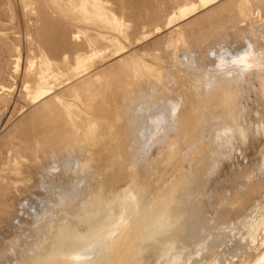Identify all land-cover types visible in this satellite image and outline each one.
Instances as JSON below:
<instances>
[{
	"label": "bare ground",
	"instance_id": "1",
	"mask_svg": "<svg viewBox=\"0 0 264 264\" xmlns=\"http://www.w3.org/2000/svg\"><path fill=\"white\" fill-rule=\"evenodd\" d=\"M106 1L0 0V135L15 123L0 139V172L5 173L0 175V259L14 255L13 264H193L211 247L264 214V124L256 125L254 132L245 118L241 124L249 130L237 120L230 125L223 122L227 112L235 119L238 111L233 105L239 102L240 90L245 87L243 68L256 71L254 82L264 87V33L257 40L247 38L252 29L264 30V0L224 1L227 4L222 11H229V20L219 21L208 34H184L181 25L173 29L171 35L179 38L167 41L171 51L168 58L176 57L181 47L198 51L192 54L198 56L188 72L184 70L187 67L179 66L184 68L181 78L164 77L162 67L149 69L130 57L122 71L124 86L133 90L132 153L114 160L108 155L99 159L96 149L101 140L91 136L89 127H73L69 119L73 114L56 108L58 101L69 96L68 90L53 94L56 82L63 80L59 70L66 77L77 74L69 62L55 69L58 47L71 49L72 34L76 36L73 48H80L85 41L94 43L76 24L92 25L99 32L118 30ZM139 1L149 0H128L132 13L125 16L129 15L132 22ZM199 1L186 5L180 14L185 16L192 9L219 0ZM245 21L249 26L239 31V23ZM7 23H12L13 36H6ZM48 32L59 36L55 49L27 42L33 37L47 44ZM220 41L235 53L247 45L246 52L225 60L210 54L214 48L219 52ZM41 48L53 55L39 52ZM84 55L76 57L75 65L85 59ZM200 76L207 77L209 83L202 82V88L196 89L193 84ZM91 81L87 79L86 83ZM99 88H93L94 92ZM193 98L199 102L198 115ZM240 107L242 111L244 106ZM146 118L148 126L142 124ZM247 143L260 146L247 165L239 163L232 169L227 162H233L236 144L243 147ZM86 144L91 146L78 151L79 158L73 154L77 160H66L71 166L61 167L65 179L60 187L38 184L37 193L41 190L49 194L54 202L47 200L50 204L46 205L45 201H34L35 206L25 203V210L34 212L35 217L18 215L19 223L13 224L18 196L26 195L37 179L28 178V170L50 156L58 158L60 152L74 159L72 150ZM201 146L204 149H199ZM9 260L11 264L13 257Z\"/></svg>",
	"mask_w": 264,
	"mask_h": 264
},
{
	"label": "rangeland",
	"instance_id": "2",
	"mask_svg": "<svg viewBox=\"0 0 264 264\" xmlns=\"http://www.w3.org/2000/svg\"><path fill=\"white\" fill-rule=\"evenodd\" d=\"M149 1H146V2L139 1V4L137 5V7L133 11L134 12L133 19L135 20L134 22H132L130 20L129 15L125 16V14H127V13L128 14L132 13L130 8L127 6V4L129 3L128 0H118L117 2L110 1V0L106 1V6L112 11V15H113V18L115 21L113 24H115L116 26H119L117 31L114 30V28H108V29L101 30L99 32L98 30H96V28L94 29V27L92 25H87L85 23H80L78 25L76 24L77 27H79L80 29H83L85 31V34H87L89 39L91 41H93L94 43L93 44L89 43V42L87 43V41H85V43H83V45L80 48H73L74 47L73 44H75L74 42H76L75 41L76 36L74 34H72L71 37H72L73 42H70L72 44L69 43L70 47H72L71 49L64 48V47L62 49H60L58 47V50H60L58 53L59 60L57 63H55V66H54L55 69L56 70L59 69L58 64L69 62V63H71L72 71L77 72V74L73 75L72 77H66L64 72L62 70H59L58 75L60 78L63 77V80L62 81L58 80L56 82L57 84L55 87H57V88L55 89L53 94L60 95L62 91L67 89L69 96L63 101H58V103L56 104V108L63 111V112L65 111L64 113L69 114L71 112L73 114L69 117V119L71 120L70 123L73 125V127L75 125H77V126L79 125L80 129H78V130H81V129L83 130V129H86V127H89L92 131L91 136H93L94 138H97V140H99V142L101 140V143L98 145L99 148L96 149V151L98 153L97 156L99 159L103 158V156L106 155V157L109 156L110 159L114 160L117 156H120V155L125 156L126 155V157H129L132 153L133 112H132V108H131L130 99L132 97L133 90H131L129 87L124 86L126 81H125L123 71H122L124 69L126 62H128L130 57H136L138 60L143 62L145 64V66L149 69L159 68V67H160L159 69H161V67H162L161 70H162V73L164 71V73H163V75L165 74L164 77H171V79H173V77L176 75L175 76L176 78L173 79V80H176V79H178V77H180V78L182 77L184 70H185V72H188L191 69L190 66L192 67L194 60L198 56L197 54H195V55H192V54L197 53L198 51L196 50L195 52H193L195 49H193L192 47H190L189 49H187V48L185 49V47L184 48L181 47L180 49L182 52L179 49V51L176 52L177 53L176 57L178 58L181 53L183 54L184 50H182V48L185 49V51H186L183 54L184 56H180L178 59L175 56H173V58L172 57L168 58L171 55L170 54L171 51H170V49L167 48V45H166L167 41L170 38H174V39L179 38V36H177V34L175 36L171 35L172 31H175L173 29L177 30L178 26L181 25L180 30L181 31L184 30V32L182 31L184 34H187L190 31L192 33H198V34L201 33L202 31H205L208 34L213 29V27L216 24H218L219 21L224 22L226 20H229L227 17H230L229 11H227V10L222 11L223 7L227 4V3H225L226 0H219L216 2H212L208 5H206L205 7L198 8L197 10L192 9L193 11L191 10L190 11L191 13H188L185 16L180 14L181 9L186 7V5L188 6L191 2H193V1L196 2L199 0H193V1L192 0H175V4H174V0H171V1H173V3L169 0V2H171L169 4H168V2H166L167 0H160L161 2L162 1L166 2V4H168V5H166L165 3L163 4V2L161 4V2H159V0H157V1L156 0H149ZM202 1H204V0H202ZM230 1L231 0H228L227 2H230ZM142 2L145 4L143 5ZM199 2H198V4H199ZM162 5H164V6H162ZM263 5H264V3H262V5H261V8H262L261 11L264 14V6ZM163 7H165V8H163ZM125 9H127V10H125ZM220 9H221V12H220ZM135 10H138V11L135 12ZM247 11H248V9L246 6L245 12H247ZM143 13H145V14L143 15ZM137 14H138V16H137ZM171 14L173 17L171 16ZM135 15H136V17H135ZM145 15H146V17L144 18L143 16H145ZM215 15H217V16H215ZM139 16H141V19ZM137 17H139V18H137ZM179 17H181V18H179ZM144 19H146L147 21L143 22ZM137 21L140 23H138ZM144 23H147V25L145 26ZM148 23H149V25H148ZM190 24H192L193 26ZM239 24L240 25L238 26V30L241 31L242 29H245L246 27H248L250 23L248 21H245V22H240ZM6 25H7L6 26V36H13L14 31L10 30V26H12V23H7ZM184 25H186V26H184ZM150 28H151V30H150ZM154 31H155V34H154ZM263 33H264V30L259 31L258 29H252V32L250 33V35L247 36V38H250L251 40H257L259 38V36L262 35ZM46 35H47L46 42L48 41L47 44H43L42 41H37L33 37H28L27 40H29V41H27V42L29 44L35 45V46H36V44L39 45L41 43V46L46 45L47 49H49V50L51 47L56 48L57 45L59 44V41H58L59 36L57 37V34L55 36V33H53V32H51V33L48 32V34L46 33ZM211 36H213V35H211ZM55 37H57V38H55ZM153 43H155L154 46L152 45ZM220 44H221V46H220L221 48H219V52H217L215 50L216 48H214V50H211L210 54L215 55L216 57L219 56V58L223 57L224 60L228 59V56L239 58L238 56L239 55L242 56L244 54V52H246L245 50L247 48V45L244 46L246 48L240 46L242 50L238 47L239 52L236 51L237 53H235V52H232L231 49H229L230 47L228 48V46L223 45V42L220 41ZM38 50H39V52H43L42 48L38 49ZM86 51H88V52L85 53ZM168 51H170V53ZM43 53L48 54L49 52H47L45 49ZM216 53H218V55ZM80 54L81 55L85 54L84 55L85 59L81 63H78L77 65H75L76 57ZM160 54L163 55V59L161 58L162 56ZM185 54H187V55H185ZM234 54H235V56H234ZM48 55L50 56L53 54L49 53ZM154 56L156 57V59ZM185 56H186V58H185ZM189 56H190L191 60L189 58H187ZM183 58H185L186 60ZM236 58H234V59H236ZM180 59H181V61H180ZM164 62L166 65L164 64ZM184 62H186L185 64H187V66L184 65ZM191 62H192V64H191ZM173 63H174V65H173ZM175 63H177V65H175ZM167 65L169 67H167ZM179 66L187 67V68H185V69L183 68L184 69L183 70ZM179 68H180V70H179ZM167 70H169V71L166 72ZM252 70L253 69L248 68V67H245L242 69V71H241L242 76L241 77L243 80V85L245 87H242V89L240 90L241 99L239 100V102H237V104L233 105V110L238 109V111H236L234 114L235 119L230 117V116H227V115H230V113L227 112L226 113L227 115L224 117L223 122L228 123L230 125L237 120L236 122L237 123L239 122L241 124V123H244L245 119H246L247 121L245 123L247 125L250 124L251 126L248 125L250 127V129L252 131L256 132L257 131L256 125H261V123L264 124V87H261L258 81H256V83L254 82L256 79V73L257 72L252 71ZM174 73H176V74H174ZM166 75H168V76H166ZM90 78L92 79V81L88 85L86 83V81H87V79H90ZM202 82L208 84L209 80L207 77H205V78H203L202 76L198 77L196 82L193 84L194 88L195 87H196V89L202 88V86H203ZM250 82H253V83L250 85L251 87H248ZM95 87H100L99 88L100 90L98 93L94 92L93 88H95ZM144 87H146V85ZM147 87H148V85H147ZM87 88H89V89L92 88V91L87 89ZM196 89H195V92H196ZM207 89L209 90L210 88L207 87ZM243 89H245V90H243ZM73 91L74 92L77 91V92L73 93ZM242 91H244L243 94H242ZM243 96H245V97H243ZM49 98H51V97H49ZM193 101H194V103L192 106L194 108V113L196 111V113L198 115L199 111H200L199 110V102L195 98H193ZM242 105L244 106L243 110L245 111V108H246L247 111L244 112L243 110L242 111L240 110V108H241L240 106H242ZM24 114L26 115L27 113H24ZM243 118H245V119L242 122L241 119H243ZM144 120L142 121V124L144 125L146 123L145 125L148 126L147 125L148 121L146 122L147 118ZM247 125L241 124V126L243 128H245L246 130H249V127ZM12 126L10 125L9 127H7L4 130L3 134L0 135V139L3 137L2 135H5L6 132ZM254 128L256 129V131ZM251 130H250V134H252ZM94 138L92 140H94ZM247 144H246V146H243V147L240 144H236V147H235L236 150L234 152L233 162L232 163L230 161L227 162L229 164V167H231L232 169L237 168L238 167L237 164L239 165V163H243L244 165H247V163L250 162L247 160H251L254 157V155L256 154L257 148L260 146V144L259 143H256L257 145H255V143L253 145H250V144L247 145ZM90 146H91L90 144L78 146L77 148H75L76 151H75V149L72 150L71 156L73 157V154H75L77 156L78 151H79V153L86 151L87 149L90 148ZM201 148L204 149L203 146H201L199 149H201ZM237 148L239 150H237ZM75 155L73 157L74 159H72L69 156V153L60 152L58 154V158H55V156H52V157L50 156V157L44 159L43 162L39 163L37 166H32L31 169L28 170L29 172H31V174L28 173L27 177L28 178L35 177V179L36 178L37 179H36L35 183L31 184V188L27 190L26 195L24 194V195L18 196V201H17L16 209H15L17 212L13 217L14 218L13 224L19 223V220L17 219L19 216L22 217L25 215L26 219H28V217L31 215V218H33L34 212L30 213L28 210H25L26 209L24 207L25 203H29L32 206L33 205L35 206L36 202H34V201H37V203L38 202L41 203V202L45 201L46 203L45 202L44 203L46 205H49L50 203L54 202L53 200L51 202V199L49 200V198L51 197L49 194L46 195V193L41 192V190L39 193L40 194L43 193L42 196L39 193H37L40 189L38 184L40 182L48 183L49 185L46 184L45 185L46 187L53 185V183H54V185L55 184L56 185L58 184V186L61 185L63 183V179H65L64 178L65 175L61 174V173H63L62 170L64 169L65 166L68 167L71 164L70 163L68 165L66 160L69 158L71 161L77 160V158H79L78 157L79 155L77 156V158H75ZM64 160H65V162H64ZM97 161H98V159H97ZM227 163H224V167L227 165ZM62 164L64 166H62ZM190 164H191V161L188 162L187 167H190L189 166ZM56 165L60 168H58ZM76 165H77V163H76ZM108 165H110L109 162H108ZM47 167L50 170H48ZM225 168H228V165ZM45 169H47V170H45ZM59 171H60V173H59ZM41 172L45 173L46 176L44 174H42ZM172 172H173V170L170 172L169 180L171 179ZM55 173H56V176H55ZM4 174H5L4 172H0V175H4ZM60 174L62 176H60ZM58 178L60 179V182L58 181ZM41 179H42V181H41ZM54 179H56V180H54ZM53 180H54V182H53ZM47 196H49V197H47ZM45 198H46V200H45ZM47 200H49L50 203L47 202ZM19 201H21V202H19ZM33 202L35 204H33ZM18 204H20V205H18ZM1 210L2 209H0V211ZM37 220H39V219H37ZM20 224H22V223H20ZM23 227H25V226L23 225ZM96 227L98 228L99 225H97ZM14 232H16L15 229H14ZM7 235L6 236L9 237L10 234H7ZM11 256L13 257V260H11V264H13V261L15 259L14 255H9V257L6 260L0 259V263L3 262L4 264H9L10 263L9 259H11ZM7 260H9V263Z\"/></svg>",
	"mask_w": 264,
	"mask_h": 264
},
{
	"label": "water",
	"instance_id": "3",
	"mask_svg": "<svg viewBox=\"0 0 264 264\" xmlns=\"http://www.w3.org/2000/svg\"><path fill=\"white\" fill-rule=\"evenodd\" d=\"M193 264H264V214L255 223L211 247Z\"/></svg>",
	"mask_w": 264,
	"mask_h": 264
}]
</instances>
